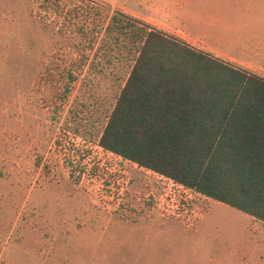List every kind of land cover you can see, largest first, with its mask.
I'll return each mask as SVG.
<instances>
[{
	"label": "rangeland",
	"instance_id": "1",
	"mask_svg": "<svg viewBox=\"0 0 264 264\" xmlns=\"http://www.w3.org/2000/svg\"><path fill=\"white\" fill-rule=\"evenodd\" d=\"M42 1L0 0V264H243L244 252L259 262L264 222L199 192L185 201L160 174L99 144L130 67L76 69L75 38L53 47L44 22L61 19ZM59 1L83 16L120 8L238 66L213 52L197 14L264 41V0ZM250 16L260 20L244 23ZM52 56L60 86L41 76Z\"/></svg>",
	"mask_w": 264,
	"mask_h": 264
},
{
	"label": "trees",
	"instance_id": "2",
	"mask_svg": "<svg viewBox=\"0 0 264 264\" xmlns=\"http://www.w3.org/2000/svg\"><path fill=\"white\" fill-rule=\"evenodd\" d=\"M40 9L61 19L57 27L44 22L53 47L69 33L75 38L76 69L114 59L130 67L103 148L264 222V76L120 8L92 7L83 16L43 0ZM60 73L52 56L41 76L60 86Z\"/></svg>",
	"mask_w": 264,
	"mask_h": 264
},
{
	"label": "crops",
	"instance_id": "3",
	"mask_svg": "<svg viewBox=\"0 0 264 264\" xmlns=\"http://www.w3.org/2000/svg\"><path fill=\"white\" fill-rule=\"evenodd\" d=\"M258 20L260 19H253L250 16L245 19L244 23H258ZM195 23L202 33H211L213 39H215V45L217 46H215L216 48L213 49V52L218 51L220 54L222 53L220 52L222 48L228 52L227 56L230 60L242 63L243 66L241 67L248 68L264 76V41L261 42L254 36L233 32L229 25L236 24V22L234 20L227 21L220 15L197 14ZM233 51H238L240 54H233ZM259 247L261 258L259 262L256 261V264H264V242ZM248 253L249 256H246ZM251 256V252H244L243 264H252Z\"/></svg>",
	"mask_w": 264,
	"mask_h": 264
},
{
	"label": "built area",
	"instance_id": "4",
	"mask_svg": "<svg viewBox=\"0 0 264 264\" xmlns=\"http://www.w3.org/2000/svg\"><path fill=\"white\" fill-rule=\"evenodd\" d=\"M155 172V171H154ZM157 174H160L158 172H156ZM160 176L165 179V181L168 182H163L164 184H166L169 188H175V190H178L179 193H183V195H180V197H182L185 201H187V199L190 197L191 198V193H198V191H196L193 188H190L180 182H177L176 180H174L173 178H170L168 176H165L163 174H160ZM200 193V192H199Z\"/></svg>",
	"mask_w": 264,
	"mask_h": 264
}]
</instances>
